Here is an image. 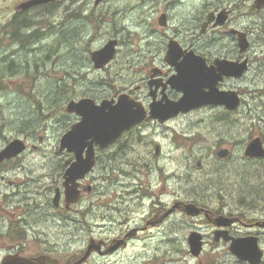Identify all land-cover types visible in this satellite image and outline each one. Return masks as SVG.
<instances>
[{
	"label": "flooded vegetation",
	"instance_id": "obj_1",
	"mask_svg": "<svg viewBox=\"0 0 264 264\" xmlns=\"http://www.w3.org/2000/svg\"><path fill=\"white\" fill-rule=\"evenodd\" d=\"M106 1L53 0L29 8V0H0V80L2 76L15 75L21 70L20 73L25 74L22 67L29 65V52H35V46L31 51L30 45L41 40L47 34L44 28L51 24L36 21L43 14L56 10L59 17L58 52L68 48L72 53L77 44L84 42L87 30L93 29V34L94 31L98 32V7ZM146 1L160 2L141 0L144 9L148 4ZM196 1L194 9H190L187 16H182L180 28L174 31L170 29L174 18L172 7L169 5L162 12L158 24L163 29V40L153 56L126 57L124 68H115L111 64L117 60L121 44L117 37L111 38L118 41L114 59L102 69L94 67L100 72L112 73V76L124 72L125 78L114 81L109 88L111 92L108 90L102 97H97L100 100L94 99L97 102L104 99L118 100L120 95L125 94L145 109L149 116L152 103L165 104L182 97L183 92L174 88L169 80L178 73L176 63H185L191 53L200 56L209 67H217L216 62L219 60L239 63L247 60L248 68L242 77H224L218 83L221 90H236L235 82L242 79L254 63L264 62V56H257L259 48L264 49V5L259 8L258 0H251L244 13L250 16L251 21L249 26L242 28V1L229 5L223 0ZM221 12L226 15L223 22L219 18ZM212 13L213 18L209 22L208 16ZM162 16L165 17L164 25L160 23ZM236 30L247 34L249 44L245 51L241 50ZM34 31L39 34L33 40ZM173 41L178 48L169 53ZM260 53H264V50ZM16 64L21 69L14 67ZM261 66L258 68L260 71ZM66 75L73 85L70 90H76L79 99L89 96L86 91L77 93L83 80L86 81L85 75L78 71H67ZM93 83L89 84V89ZM236 91L242 97L241 92ZM241 106L237 110H230L223 105L219 107L227 113H235ZM184 114L187 113H180L163 123L145 118L129 131L149 122L167 124ZM120 140L116 142L117 145ZM113 146L115 144L100 149L95 145L96 166L85 178L77 181L79 198L70 203L67 201L65 175L77 159L75 152L67 149L60 152L59 145V152H22L0 162V181L6 183L5 190L0 191V264H76L90 244H93L92 252L83 264H163L167 259L169 261L164 264H228L226 257L231 258V264H254L238 257L231 250L233 241L243 242L248 247L254 243V239L262 252L259 264H264V200H222L217 207H211L198 199L200 193L197 195L187 190L182 200H178L176 192H170L168 194L175 199L173 202L152 201L148 205L137 185L131 184L120 186L123 191H108L104 195L100 190L102 186L92 183L90 179L100 154ZM227 149L230 154L225 158L219 157L217 151L220 160L231 156V148ZM132 151L131 147L126 155L128 160L147 158L138 151ZM160 153L161 147L156 144L155 155L160 156ZM28 156L29 159L22 158ZM127 164L134 165L131 161H127ZM134 169L140 171L138 165H134ZM135 170L126 169V175H131ZM12 172L17 178L8 176ZM18 174L22 177H18ZM169 175L172 179L173 176ZM260 197H264V194ZM183 203L196 205L198 215L175 207ZM178 214L182 215L181 219L177 218ZM220 216L225 217L222 224L215 223L214 220ZM193 234L198 235L202 242L199 255H195L190 246ZM82 235H85L84 244ZM163 242L167 247L164 251ZM210 257H216V261L210 262Z\"/></svg>",
	"mask_w": 264,
	"mask_h": 264
},
{
	"label": "rangeland",
	"instance_id": "obj_2",
	"mask_svg": "<svg viewBox=\"0 0 264 264\" xmlns=\"http://www.w3.org/2000/svg\"><path fill=\"white\" fill-rule=\"evenodd\" d=\"M240 1L243 12L241 26L244 28L251 21L250 16L244 15L251 0H223L227 5ZM146 2L148 4L144 9L141 0H107L98 7V32L94 31L93 34V29L87 30L84 42L77 44L72 53L68 48L58 52L57 48L56 52L48 55V49L57 42L59 17L56 10L43 14L36 20L51 24L44 28L43 31L47 34L37 41L39 43L30 45V49L35 46V52H29V65L22 67L25 74L20 73L21 70L15 75L2 76L0 80V151L13 139L22 138L28 143L27 153L59 152L63 134L80 120L78 115L69 114L62 107L72 99H79L76 90H70L73 85L66 75L67 71H78L85 75L86 81L83 80L77 93L83 94L86 91L87 95L95 99L102 97L110 85L116 80L122 81L125 74L122 73L124 77L112 76V73L98 71L94 67L92 51L117 37L121 45L117 60L111 64L113 67L120 66L123 69L126 57L153 56L163 40V29L158 24L162 12L169 5L172 7L174 18L170 29L174 31L180 28L182 16H187L189 10L194 9L197 4L196 0ZM262 50L264 49L258 50L259 58L264 56V53H260ZM260 65L261 71L258 70ZM14 67L21 69L18 64ZM91 83L93 84L89 89ZM235 87L241 92L243 99L241 108L235 113H227L219 106H203L170 123L149 122L128 131L118 145L115 143V146L100 154L90 181L102 186L100 190L104 195L108 191H123L120 186L124 184L137 185L148 205L152 201L173 202L175 199L168 194L170 192H176L178 200H182L187 190H192L197 195L200 193L202 196L199 195L198 199L211 207H217L222 200L243 201L250 195L248 192H253L254 189H260L261 192L253 193V198H248L247 201L264 200V197H260L264 194V160H253L245 156V148L255 136L260 135L264 139V62L254 63L250 71L235 82ZM221 118L227 120L222 121ZM156 144L161 147L160 156L155 155ZM131 147L133 153L138 151L147 158L128 160L126 155ZM220 148H231V156L220 160L217 157ZM118 152H122L124 157L116 159ZM22 158L29 159V156ZM127 161L132 164L137 162L140 171L137 172L134 165H128ZM198 161L202 162L201 168L197 166ZM126 169L135 171L126 175ZM220 173L225 174L226 181L223 183L224 177L217 176ZM169 174L173 176L172 179ZM8 176L17 178L13 172ZM18 177L21 178L22 175L18 174ZM5 185V182L0 181V191L5 190ZM177 218L181 219L182 215L178 214ZM84 237L82 235L83 244ZM165 245L163 242V251L167 248ZM179 247L178 244L177 248ZM146 256L150 257L147 253ZM225 259L231 264V258ZM167 261L169 260L163 262ZM214 261L216 257H210V262Z\"/></svg>",
	"mask_w": 264,
	"mask_h": 264
},
{
	"label": "water",
	"instance_id": "obj_3",
	"mask_svg": "<svg viewBox=\"0 0 264 264\" xmlns=\"http://www.w3.org/2000/svg\"><path fill=\"white\" fill-rule=\"evenodd\" d=\"M50 1L53 0H29V8ZM96 1L100 3L102 0ZM262 5H264V0H258L257 7L260 8ZM212 18L213 13L208 16V21L210 22ZM219 18L221 22L225 20L226 15L224 12L219 13ZM160 23L165 24L164 16L160 18ZM206 25L207 23L203 25V30ZM236 32L239 34L241 50L245 51L249 44L247 34L237 30ZM117 45L118 41L111 39L101 49L94 51L92 53L94 66L99 69L108 65L115 57ZM176 48L178 46L173 41L169 53L176 51ZM188 57L190 59L185 63H176L178 73L169 80L174 88L183 92L182 97L177 101H170L165 104L152 103L149 116H147L145 109L125 94L120 95L118 100L104 99L97 103L95 99L85 97L79 101L72 100L67 104V112L76 113L81 117L80 121L73 124L60 141V152L67 149L70 152H75L77 156L76 161L67 169L65 175L68 203L78 200L80 191L77 181L85 178L96 164V144L102 149L107 148L115 143L125 131L141 123L145 118L157 119L163 123L180 113H188L203 106L223 105L230 110H237L241 106L242 97L239 92L236 90H221L218 83L224 77H242L248 68L247 60L240 63L219 60L216 62L217 67H209L203 59H200V56L194 53H191ZM26 149V142L22 138H15L0 151V162L22 153ZM229 154L230 150L227 148L218 151V156L222 158L227 157ZM245 155L250 158H264V144L260 136L253 138L248 143L245 148ZM201 165V161H199L198 166ZM175 207H182L191 215H198L199 213V209L192 203L178 204ZM224 218V216H220L214 222L222 224ZM256 244L255 239L254 243L248 247L243 242L233 241L231 250L238 257L259 264L262 252L259 251L260 249ZM190 246L192 252L199 255L202 242L198 235L193 234L191 236ZM92 249L93 244H90L85 254L76 264H83L89 258Z\"/></svg>",
	"mask_w": 264,
	"mask_h": 264
},
{
	"label": "trees",
	"instance_id": "obj_4",
	"mask_svg": "<svg viewBox=\"0 0 264 264\" xmlns=\"http://www.w3.org/2000/svg\"><path fill=\"white\" fill-rule=\"evenodd\" d=\"M39 33L37 32V31H34L33 32V40L36 38V36L38 35ZM58 38V37H57ZM57 45H58V40H57V42H56V44L55 45H51V49H48V55H51V54H53L54 52H56V50H57ZM63 107V109L65 108L64 106H62ZM51 108H54V106H51ZM47 118V117H46ZM226 118H221V120L223 121V120H225ZM227 120V119H226ZM119 157H121V158H123L124 157V154L122 153V152H118L117 153V155L115 156V158L116 159H118ZM134 160H139V159H137V158H134ZM259 160H264V159H259ZM134 165H138V163L137 162H135L134 163ZM217 176L219 177V178H223V180H222V182L221 183H223V182H225L226 181V179H225V174L224 173H220V174H217ZM258 191H260L261 192V190L259 189H254V191L253 192H251V190L248 192V194H250V195H248V198H253V193H255V192H257L258 193ZM247 197H245L243 200H247L248 199ZM258 198V197H257Z\"/></svg>",
	"mask_w": 264,
	"mask_h": 264
},
{
	"label": "bare ground",
	"instance_id": "obj_5",
	"mask_svg": "<svg viewBox=\"0 0 264 264\" xmlns=\"http://www.w3.org/2000/svg\"><path fill=\"white\" fill-rule=\"evenodd\" d=\"M39 48V47H38ZM63 54V53H62Z\"/></svg>",
	"mask_w": 264,
	"mask_h": 264
}]
</instances>
